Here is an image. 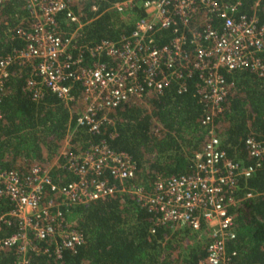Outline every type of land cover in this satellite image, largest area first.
Returning a JSON list of instances; mask_svg holds the SVG:
<instances>
[{
    "label": "built area",
    "instance_id": "2783aa9c",
    "mask_svg": "<svg viewBox=\"0 0 264 264\" xmlns=\"http://www.w3.org/2000/svg\"><path fill=\"white\" fill-rule=\"evenodd\" d=\"M77 1L24 0L25 21L7 29L22 43L0 56V92L9 64L32 61L25 88L33 99L46 88L68 104L77 83L83 100L52 163L32 165L24 174L0 163V197L11 203L0 211V249H15L8 264H30L29 252L56 258L64 250L75 252L84 236L66 217L70 207L120 192L152 214L149 232L170 223L204 234L205 253L192 264H231L234 251L226 250L234 238L230 207L257 194L246 187L235 196L240 177L250 176L264 158V132L245 136L251 162L242 164L225 155L206 116L202 122L208 133L202 148L188 158L191 171L158 174L148 189L131 183L135 163L124 150L102 138L71 150L69 140L78 128L88 135L98 132L106 110L128 97L160 93L169 83L183 91L191 75L197 78L195 92L204 111H219L226 92L222 71L246 67L264 76L259 0H253L250 10H243L241 0H116L100 10L94 2L90 8L97 12L91 18L114 11L124 25L116 37L96 41L79 39L84 21L72 8ZM164 35L167 40L158 44ZM58 157L72 175L62 183L53 182L50 173ZM11 218L14 229L7 232L3 226Z\"/></svg>",
    "mask_w": 264,
    "mask_h": 264
},
{
    "label": "trees",
    "instance_id": "16d2710c",
    "mask_svg": "<svg viewBox=\"0 0 264 264\" xmlns=\"http://www.w3.org/2000/svg\"><path fill=\"white\" fill-rule=\"evenodd\" d=\"M111 1L116 0H78L72 5L84 21L78 30L81 41L113 38L124 27L114 11L91 18ZM241 1L243 10L252 9L253 0ZM23 2L4 0L0 6V56L22 43L17 37H10L7 29L25 21ZM94 2L95 11L90 8ZM256 10L262 16L264 0H259ZM166 40L164 35L157 38V43ZM32 70V61L9 64L0 92V163L19 174L26 173L32 165L44 167L52 163L67 128L73 124L74 114L83 105L77 83L68 104L46 88L39 98L33 99L25 88ZM222 74L226 92L219 111H204L195 92L197 78L191 75L183 91L178 92L176 84L169 83L160 93L146 91L106 110L107 119L98 132L88 135L82 128L76 129L69 149L80 148L86 140L104 139L110 147L131 156L135 163L131 183L148 189L158 174L191 171L188 158L202 148L208 133V125L202 120L208 116L225 155L242 164L250 163L243 140L246 135L259 137L264 132V76L246 67ZM61 162L58 157L50 167L55 183L72 178L61 168ZM238 184L235 196L246 187L257 194L230 207L234 238L227 242L226 250L234 251L231 264H264V158L250 176L240 177ZM10 206L7 198L0 197V211ZM70 208L66 217L82 232L84 242L75 252L64 250L58 258L29 252L30 264H192L205 253L204 245L188 243L187 227L165 223L153 226L149 232L152 214L127 192ZM3 228L12 231L14 219ZM14 256V248L0 249V264H8Z\"/></svg>",
    "mask_w": 264,
    "mask_h": 264
},
{
    "label": "rangeland",
    "instance_id": "374dc122",
    "mask_svg": "<svg viewBox=\"0 0 264 264\" xmlns=\"http://www.w3.org/2000/svg\"><path fill=\"white\" fill-rule=\"evenodd\" d=\"M176 228H180L182 226L177 225L175 226ZM193 234V236L191 235ZM189 244L194 243L195 241L197 242V244H202L204 245V234L200 233V232H196V231H189Z\"/></svg>",
    "mask_w": 264,
    "mask_h": 264
}]
</instances>
